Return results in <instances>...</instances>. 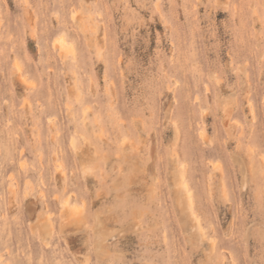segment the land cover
I'll return each instance as SVG.
<instances>
[{
  "label": "rangeland",
  "instance_id": "obj_1",
  "mask_svg": "<svg viewBox=\"0 0 264 264\" xmlns=\"http://www.w3.org/2000/svg\"><path fill=\"white\" fill-rule=\"evenodd\" d=\"M0 264H264V0H0Z\"/></svg>",
  "mask_w": 264,
  "mask_h": 264
},
{
  "label": "bare ground",
  "instance_id": "obj_2",
  "mask_svg": "<svg viewBox=\"0 0 264 264\" xmlns=\"http://www.w3.org/2000/svg\"><path fill=\"white\" fill-rule=\"evenodd\" d=\"M79 24H80V23H79ZM85 28H86V25H85ZM85 28H84V29H85ZM60 43H61V44H60L59 46H61L62 49H63V48H67V50H68V49H70V50L73 49L72 45H70L69 43H67V42L65 41V38H60ZM183 188H184V190H185L184 193L187 194L186 197H187V200H188V204L190 205L191 196H190L189 190H188V188H187V184H186V182L183 183Z\"/></svg>",
  "mask_w": 264,
  "mask_h": 264
}]
</instances>
